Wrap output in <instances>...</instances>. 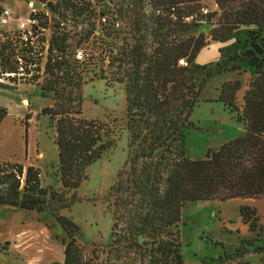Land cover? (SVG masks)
<instances>
[{
    "label": "trees",
    "instance_id": "16d2710c",
    "mask_svg": "<svg viewBox=\"0 0 264 264\" xmlns=\"http://www.w3.org/2000/svg\"><path fill=\"white\" fill-rule=\"evenodd\" d=\"M201 1L132 0L125 8L122 33L110 35L104 31L100 37H91L98 24L91 21L92 30L73 39L68 33V18L82 16L88 20L95 12L88 3L58 0L54 3L52 22L42 18L40 25L52 31L45 59L41 56L44 39L41 40L37 28L33 29L35 41L14 32L0 43V74L17 73L21 61L26 72L34 73L33 84L41 79L43 96L55 95V105L43 109L42 114L49 118L54 129L57 172L66 192L79 189L88 178L86 170L114 145L109 123L82 117L81 86L85 79L91 78L126 85L129 153L109 193L116 237L112 244L118 247L121 239L133 241L132 247L139 252L135 255L149 258L152 264H185L181 241L173 229L182 222V210L187 203L264 197V56H258L252 49L234 53L227 60L205 68V76L197 84L191 75L192 68L208 43L203 35L182 39L200 25L201 19L210 22L217 16V26L210 32L214 42H228L241 28L255 27L262 31L264 0H214L220 13L207 15L203 14ZM147 5L152 8L150 17L143 13ZM188 18L193 20L188 22ZM149 35H155L152 49ZM250 35L257 33L251 31ZM89 40L95 56L80 63L74 58L75 47ZM106 45L108 65L104 62L105 52L100 53ZM113 45H121L116 56L111 53ZM182 59L187 67L180 66ZM243 64L255 70L256 75L248 85L242 110L237 104L239 80L225 82L219 89L217 102L223 103L244 126L245 134L208 151L204 159L180 157L171 142L182 131L194 127L189 119L208 80L226 72H240ZM31 66L36 67L29 69ZM7 115L5 109H0V124ZM160 151V158L154 160ZM0 192L4 193L0 195V206L47 214L57 221L70 240L63 264H93L94 258L86 259L77 245L80 228L61 214L78 200L76 193L68 197L66 193L43 188L38 168L9 163H0ZM241 218L256 236L241 240L234 253L213 259L211 264L243 258L250 254V247H255L254 254L264 256V223L258 224L257 212L250 207L241 208ZM141 237L145 238L143 243ZM256 243L263 244L256 246ZM149 245L152 248L148 254L144 250Z\"/></svg>",
    "mask_w": 264,
    "mask_h": 264
},
{
    "label": "rangeland",
    "instance_id": "374dc122",
    "mask_svg": "<svg viewBox=\"0 0 264 264\" xmlns=\"http://www.w3.org/2000/svg\"><path fill=\"white\" fill-rule=\"evenodd\" d=\"M45 1L54 4L58 0ZM29 2L30 0H4L0 1V5L18 10V16H24ZM131 2L132 0H122L123 8ZM99 4L102 5L101 1ZM201 4L205 10L204 15L220 13L214 0H202ZM35 5L37 9L41 8L39 2ZM96 10L102 11L103 7ZM218 18L219 16L210 22L201 19L199 26L182 36V39H187L203 35L208 43L198 54L192 68L191 75L195 77L197 84L204 78L205 68L227 60L234 53L251 49L252 42L260 44L264 40V30L251 27L241 28L228 42H214L210 38V32L217 26ZM9 26L0 31V43L7 37H12L14 32L7 31ZM251 31H255L257 35H250ZM148 41L150 49L155 47V35H149ZM242 67L240 72H226L208 80L189 119L194 127L182 131L171 142L172 148H177L180 157L204 159L208 151L217 150L245 134L244 126L225 109L223 103L217 102L221 86L225 82L239 80L241 89L237 93V104L242 110L243 97L252 77L256 75L255 70L246 64ZM41 86V79L35 84H23L16 90H9L0 84V109H5L8 114L0 124V163L35 166L41 172L43 188L66 193L68 197L76 193L78 200L70 208L63 209L61 214L80 228L77 245L86 259H97L102 254L133 256L139 253L132 247L133 241L121 239L118 247L112 242H102L116 238L112 230L115 223L113 200L109 198V193L118 181V174L123 170L129 153L126 85L114 80L109 82L91 78L89 81L85 79L81 86L82 117L109 123L113 130L111 138L114 145L101 160L86 170L88 178L80 188L71 192H66L60 183L54 129L49 118L42 114L43 109L55 105V95L47 93L43 96ZM161 153L158 152L154 160H158ZM2 194L4 193L0 192ZM242 207L255 209L258 224L264 223V197L187 203L182 210V222L173 229L181 241L180 251L185 264H211L213 259L218 260L234 253L240 247L241 240L255 237L242 222ZM116 233L121 235L120 231ZM69 242L53 217L0 206V264H63L64 250ZM262 244L256 243V246ZM151 248L149 245L144 251L149 254ZM254 249L255 247H250L249 255L226 260L222 264H264V256L254 254Z\"/></svg>",
    "mask_w": 264,
    "mask_h": 264
},
{
    "label": "built area",
    "instance_id": "2783aa9c",
    "mask_svg": "<svg viewBox=\"0 0 264 264\" xmlns=\"http://www.w3.org/2000/svg\"><path fill=\"white\" fill-rule=\"evenodd\" d=\"M88 3L91 9L94 10L95 13L90 17H87L84 20L82 16L77 17H69L67 20L68 33L69 36L73 39H79L81 36L88 34L92 28L90 26L91 21L94 23L96 21L98 23V27L93 31L91 37H100L102 33L109 32L111 33H122L125 31V25L122 19H125V9L122 6V0H76V2ZM101 1L102 5L99 4ZM31 4L29 8L31 9V13L27 21L22 20L20 17L19 28L16 31L12 32H21L24 34V37H30L31 40L35 41L37 36H35L34 28L38 29L40 32L41 40L44 39L43 52L41 56L46 57L48 53V49L50 47V39L52 36V31L49 28H42L40 25L43 22L42 18L48 19V22H51L52 13L55 12V7L53 3H49L45 0H30ZM36 2L40 3L41 8L35 9ZM81 3V4H82ZM31 6V7H30ZM98 7H103L102 11H97ZM143 13L146 17H150L152 14V8L150 6H146L143 10ZM131 14V13H130ZM38 15H41L38 16ZM16 12L7 6L0 5V31L4 30L5 27L11 25L16 18ZM188 22L193 20V18L186 19ZM78 34V35H76ZM92 39V38H91ZM91 40L83 41L80 45L75 47L74 58L80 62H86L93 55L95 56V52L90 47ZM102 46L100 49V53L105 52L103 55L104 62L108 65L110 63L108 52L109 47ZM121 45H113L111 47L112 56L118 55ZM180 66L187 67V62L182 59L179 61ZM36 66H31L29 69L35 68ZM34 73H28L25 70L23 62L20 61L19 69L17 73H6L0 74V84L5 85L4 87L10 88H19L23 84H33L32 78ZM93 264H152L149 258H143L139 255H100L97 259H93Z\"/></svg>",
    "mask_w": 264,
    "mask_h": 264
},
{
    "label": "crops",
    "instance_id": "0c3cea01",
    "mask_svg": "<svg viewBox=\"0 0 264 264\" xmlns=\"http://www.w3.org/2000/svg\"><path fill=\"white\" fill-rule=\"evenodd\" d=\"M0 1H4V0H0ZM31 4V2H29L28 4H27V12H26V14L24 15V16H21V14L18 16V13H17V11H15L16 12V20L14 21V22H12L11 23V25L9 26V28H7V31H9V32H12V31H16V30H18V28H19V24H20V20L18 19L19 17L22 19V20H24V21H27L28 20V18H29V15H30V13H31V9L29 8V5ZM35 9H37L36 8V5H35ZM40 8H38V10H39ZM19 12V11H18ZM20 13V12H19ZM1 92V91H0ZM245 96V95H244ZM244 98V97H243ZM102 242H104V244H107V243H110V242H112V240L111 239H106V240H103ZM184 260V259H183Z\"/></svg>",
    "mask_w": 264,
    "mask_h": 264
},
{
    "label": "water",
    "instance_id": "95a60500",
    "mask_svg": "<svg viewBox=\"0 0 264 264\" xmlns=\"http://www.w3.org/2000/svg\"><path fill=\"white\" fill-rule=\"evenodd\" d=\"M264 40L260 41V44H256V43H250V48L260 57H262L264 55ZM145 241V238L141 237L140 238V242L143 243Z\"/></svg>",
    "mask_w": 264,
    "mask_h": 264
},
{
    "label": "bare ground",
    "instance_id": "6f19581e",
    "mask_svg": "<svg viewBox=\"0 0 264 264\" xmlns=\"http://www.w3.org/2000/svg\"><path fill=\"white\" fill-rule=\"evenodd\" d=\"M31 7V6H30Z\"/></svg>",
    "mask_w": 264,
    "mask_h": 264
}]
</instances>
